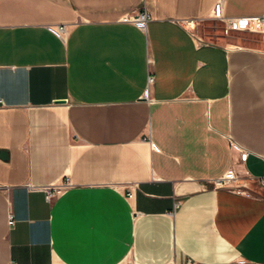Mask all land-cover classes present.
<instances>
[{
	"label": "crops",
	"instance_id": "crops-1",
	"mask_svg": "<svg viewBox=\"0 0 264 264\" xmlns=\"http://www.w3.org/2000/svg\"><path fill=\"white\" fill-rule=\"evenodd\" d=\"M218 2L264 15L0 0V264H264V49L196 34Z\"/></svg>",
	"mask_w": 264,
	"mask_h": 264
},
{
	"label": "built area",
	"instance_id": "built-area-1",
	"mask_svg": "<svg viewBox=\"0 0 264 264\" xmlns=\"http://www.w3.org/2000/svg\"><path fill=\"white\" fill-rule=\"evenodd\" d=\"M211 18H223L222 16V4L221 2H218L214 11L211 13ZM148 13L146 12H141L136 16L132 15H126L123 17L124 22H133L135 23L139 28L145 29L147 26V21H148ZM226 26L229 29L233 30H251V31H256V30H264V15L262 17L256 16V17H241V18H233V19H226ZM49 29L53 31L56 35L59 37H63L67 31V25L61 24V25H51L49 26ZM153 81V77L149 75L148 77V84ZM145 98H149L148 95V90L145 92L144 95ZM248 154L246 152H241L240 154V159L242 161H245L247 158ZM238 173L235 170V168L229 169L224 177L221 179L215 181L214 184L218 187H233L235 188L238 192H241L242 186L241 185H235V183L238 181ZM264 187V178L259 181ZM70 183L54 186V187H47L44 191H46V199L51 201L53 197L59 192L62 188H64L66 185H69ZM133 193L130 191L129 196H132ZM14 215L10 214L9 215V225L10 227L15 224V218H13Z\"/></svg>",
	"mask_w": 264,
	"mask_h": 264
},
{
	"label": "rangeland",
	"instance_id": "rangeland-1",
	"mask_svg": "<svg viewBox=\"0 0 264 264\" xmlns=\"http://www.w3.org/2000/svg\"><path fill=\"white\" fill-rule=\"evenodd\" d=\"M222 19L212 18L196 28V34L204 40L230 45L250 44L264 49V30H233Z\"/></svg>",
	"mask_w": 264,
	"mask_h": 264
},
{
	"label": "water",
	"instance_id": "water-1",
	"mask_svg": "<svg viewBox=\"0 0 264 264\" xmlns=\"http://www.w3.org/2000/svg\"><path fill=\"white\" fill-rule=\"evenodd\" d=\"M62 101H64V100H62Z\"/></svg>",
	"mask_w": 264,
	"mask_h": 264
}]
</instances>
